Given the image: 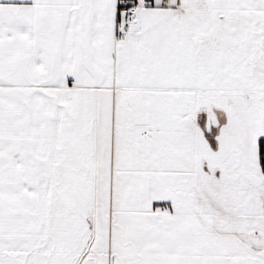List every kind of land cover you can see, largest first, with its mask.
<instances>
[{
	"label": "snow or ice",
	"instance_id": "obj_1",
	"mask_svg": "<svg viewBox=\"0 0 264 264\" xmlns=\"http://www.w3.org/2000/svg\"><path fill=\"white\" fill-rule=\"evenodd\" d=\"M0 264H264V0H0Z\"/></svg>",
	"mask_w": 264,
	"mask_h": 264
}]
</instances>
